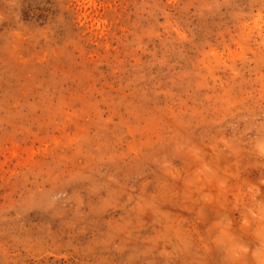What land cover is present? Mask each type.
I'll use <instances>...</instances> for the list:
<instances>
[{
  "label": "rangeland",
  "instance_id": "1",
  "mask_svg": "<svg viewBox=\"0 0 264 264\" xmlns=\"http://www.w3.org/2000/svg\"><path fill=\"white\" fill-rule=\"evenodd\" d=\"M0 264H264V0H0Z\"/></svg>",
  "mask_w": 264,
  "mask_h": 264
}]
</instances>
